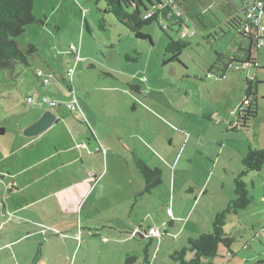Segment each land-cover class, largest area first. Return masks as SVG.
I'll return each mask as SVG.
<instances>
[{"label":"rangeland","instance_id":"obj_1","mask_svg":"<svg viewBox=\"0 0 264 264\" xmlns=\"http://www.w3.org/2000/svg\"><path fill=\"white\" fill-rule=\"evenodd\" d=\"M244 1L253 0H231L242 17ZM105 9L104 0H36L34 13L44 23L27 26L16 39L29 65L17 63L0 72V131H6L0 134V203L6 201L15 209L13 199L9 200L11 181L1 178L3 172L15 174L24 162L31 166L35 159L54 154L52 143L59 147V154L47 161L56 170L49 175L40 171L43 180L37 178L34 188L26 192L28 197L31 190L41 197L54 193L41 208L35 207L37 213L42 209L54 216L35 235L29 230L34 222L27 224L26 218L16 215L10 226L0 230V264H123L127 258H132L128 264H146V257L151 264H179L172 256L189 247L191 236L204 234L194 232L198 217L208 216L224 199H235L234 179L243 169L240 157L254 138L251 131L229 129L238 119L250 82L261 83L257 97L264 123V43L252 51L259 67L245 66L217 79L210 73L217 55L242 57L241 49L250 46L225 24L229 10L221 4L206 14L197 35L187 37L191 46L179 62H170L172 56L166 53L169 37H176L175 33H164L154 23L142 30L152 43L137 39ZM203 23L207 30L213 29V36L204 35ZM30 46L36 48L32 54L27 52ZM72 47L78 48L79 60ZM71 69H75L74 84L67 78ZM38 71L50 77V85L43 84ZM69 89L81 110L67 109L74 99ZM28 98L36 103L28 104ZM47 98L63 108L67 119L78 115L87 130L95 128L101 137L100 153L95 152L93 141L94 146L87 145L90 154L81 150L95 160L89 173L98 176L97 181L91 179L87 194L80 196L85 188L67 181L79 176L77 168L62 167L77 154L66 147L74 123L61 122L43 133L47 139L42 149L19 151L15 146L19 129L38 121L46 111L57 113L43 105ZM136 156L162 171V183L150 194L136 171ZM28 176L31 180L33 173ZM174 183L176 196L171 194ZM245 183L252 202L246 210L228 216L225 232L237 239L234 253L256 256L249 264H257L264 261V169L250 173ZM197 197L203 200L195 208ZM174 200L175 205H183L185 218L172 224L167 214ZM26 214L35 216L33 210ZM253 221L260 226L254 228ZM18 222L27 225L19 228ZM72 223L77 225L74 229ZM89 224L104 228L94 235ZM136 225L158 229L159 237H132ZM125 237L132 241H122ZM248 241L252 249L246 246ZM222 248L215 259H204L203 264H223L228 258ZM130 251L134 254L125 256ZM192 257L188 253L187 260Z\"/></svg>","mask_w":264,"mask_h":264},{"label":"trees","instance_id":"obj_2","mask_svg":"<svg viewBox=\"0 0 264 264\" xmlns=\"http://www.w3.org/2000/svg\"><path fill=\"white\" fill-rule=\"evenodd\" d=\"M36 0H0V72L11 70L17 63L29 65L24 52L17 44L16 39L25 33L26 27L36 23H44L38 19L34 13V2ZM106 4L105 13L113 15L116 20L127 27L137 39L148 40L152 43L151 37L143 35L144 27L158 24L161 31L167 33L171 31L176 37H169L166 46V53L171 57L170 62H179V57L188 49L191 44L187 42L185 33L197 35L199 24L206 18V14L211 12L212 8L218 5L228 11L225 22L229 27L237 30L243 39L250 42L248 49H241L245 53L242 57L237 54L234 56H225L218 54L217 62L211 70L217 79H222L229 71H236L239 68L248 66L257 68V62L252 57V51L259 49L264 38L260 37L259 28L256 27L247 18L246 8L250 5L249 1L242 4L241 13L232 5L231 0H104ZM263 1L264 0H260ZM231 3V6L225 3ZM236 10V11H231ZM150 15V16H148ZM148 16V17H147ZM105 22H102L101 28L105 29ZM190 26L194 28L191 31ZM206 28L204 35L213 36V29H208L203 23V29ZM201 29V28H200ZM202 29V30H203ZM36 51L34 46L27 50L29 53ZM256 81V80H255ZM74 82V81H73ZM259 82L255 84L250 82L247 85L245 100L239 107L238 119L230 127L233 132H247L252 129L254 121L260 116L258 103ZM140 91L139 87H135ZM28 103V102H27ZM29 104V103H28ZM31 105V104H30ZM34 105V104H33ZM136 171L145 179V192L152 193L162 183V171L159 168H150L141 158L134 157ZM242 171L234 179L235 199L231 201L227 208L215 215L212 220V231L199 236L189 238L188 248L176 252L173 257L174 261L179 264H203L204 259L212 261L218 256L221 247L232 251L234 244L237 242L236 237L228 235L225 232L226 222L229 215L238 214L246 210L251 204V198L247 190L245 178L250 173H260L264 169V149H259L252 143H249V150L242 160ZM188 253L193 257L187 260ZM128 259L127 263H130ZM146 264H150L148 258ZM260 261L257 264H263Z\"/></svg>","mask_w":264,"mask_h":264},{"label":"crops","instance_id":"obj_3","mask_svg":"<svg viewBox=\"0 0 264 264\" xmlns=\"http://www.w3.org/2000/svg\"><path fill=\"white\" fill-rule=\"evenodd\" d=\"M73 80H74V78H73ZM73 84H74V82H73ZM139 89H141V88L139 87ZM258 93H259V91H258ZM56 109H57V113H55V114H56V116L57 115L58 116H57V119H56V122L54 123V125L60 124L61 122H67V124L68 123H74L72 130L68 126V129L71 131L68 134V135H70V137H69V141H68L69 143H67L66 147H67V151H75L77 154L74 155V157L72 158V161H70L66 165L63 164L62 167L63 166H65V167L74 166L77 168L76 170H77L79 176L78 177H71V179L67 180V181L72 182L73 186L85 188L83 191H81L79 193L81 196L84 193L87 194V191H89V189H90L89 184H90L91 179H95V181L98 180V176L91 175V173H89L91 171L89 164H90V162L95 163V160L93 158L92 159L86 158V156H84V154H82L81 150L86 149L88 154H90L91 151L89 150L87 145H89V146L93 145L92 143H90L91 141H93V143L95 145V147H94L95 152L98 153L99 151H97V150H99V148H100L99 142H100L101 137L99 136V133L95 130V128L94 129L91 128V129L87 130L85 128V126H83V124H81L82 118L80 120L78 115L73 116V120H69L65 116H63V114H62L63 108H56ZM259 109L261 110L260 105H259ZM82 114H84V113H82ZM259 117L256 121H254V123L252 125L251 132L253 133L252 136L254 138L252 144L254 146L258 147L259 149H264V139H263L264 123H263V120L261 121ZM35 122H37V121H34V122L22 127L21 129L18 130L19 132H16L17 133L16 137L18 140H17V143L15 146L19 151H23V150L29 149V148H33V149L35 148V151H36V150H38V148L42 149L44 147L43 144H44V140L47 139V138H45L46 136H41L42 135L41 134L40 135L41 138H40V136L27 138L23 134L24 130L27 127H29L30 125L34 124ZM54 125H52V127ZM260 138L262 139L261 143L259 141ZM52 145L55 148L54 150H56V152H54V154H51L48 157H46L45 160L35 159L34 163L31 166H28L24 162V164L20 165V168H18L16 170L15 174L11 170L3 172L4 176L1 178L6 180V178L8 177V179L11 181L8 183V184H10V187H12V188H10L11 189L10 191L12 192V194H11L9 200L13 199L15 209L13 210L12 205L11 204L8 205V203L6 201H3L0 203V230L3 229V227H5L8 224H9L8 226H10L11 222L13 221L12 219L17 218L16 215H18L19 218H22V217L26 218L27 224L29 221L34 222V223H31V226H33L34 228L29 229V230H30V232H35V235H39V233H40L39 229L44 228V225H42V224L49 223V221L51 220V217L54 216L52 213H44V211H42V209L39 212L40 214L35 211V209H36L35 207L41 208L40 204L43 202L46 203L49 200V198L51 196H53L54 193H51V191H50L48 193V195L41 197V196H39L40 195L39 192L31 190V193H30L31 196L28 197V195L26 194L28 187L30 189L34 188V185H36L37 178H42L43 174L41 175L40 171H45L44 174L49 175L54 170H56L54 168H51V166H54V165H50L51 163L50 164L47 163V161L49 162L51 159L52 160L54 159L55 153L59 154L58 144H56V142H55V143H52ZM246 154L247 153L244 151V153H242V155L240 157V160H243L244 157L246 156ZM86 161L89 162L88 165L86 164ZM78 163H81V165L79 167L77 166ZM28 172L33 173V178L35 176L34 180H33V178L31 180L28 179L30 177V176H28ZM42 180H43V178H42ZM176 193L177 192H176L175 183H174L173 187H172L171 194L173 196H176ZM202 200H203L202 197H197L195 200V205L193 207L197 208L199 203ZM233 200H234V198L233 199H226V201L224 199L222 204L220 203V207L215 208L213 211L207 212L208 216H203L200 219L198 217L199 221L197 220V223L194 226V232L196 231V234L209 232L212 228L211 222L213 220V217L216 214L220 213L222 210L224 211V209H222V208H224L223 206H228V204ZM75 205L77 207L78 204L75 203ZM173 205H174V208L172 209V215H169V213H168L167 216L170 218L171 223L175 224L177 221L184 219L185 216H184V214H182L183 205H181V204L175 205V200H174ZM95 208H97V206H95ZM30 210L31 211L33 210L35 212V216L32 217L31 215L26 214ZM257 217L258 216H256V218ZM114 220H119V219H114ZM187 223H188V218H187L186 224ZM27 224L22 225L21 222L17 223L19 228L20 227L25 228ZM259 224L260 223L258 221V223L254 225V221H253L252 226L254 228H256L257 226H260ZM72 225H73L72 226L73 229H74V227L77 226L74 223H72ZM88 228H89L88 230L90 232H93V234L95 235L96 232L98 231V229H103L104 227L103 226L99 227V226H97V224H94V225L89 224ZM126 228L129 229L128 226H126ZM150 229H151V227L144 229L143 226L137 227V225H136V227L134 228V230L131 233V236L136 237L137 235H141L143 238L150 239V237L148 236V231ZM137 231L139 233L135 235L134 233ZM20 232H21V230H20ZM22 232H24V230ZM19 234H22V233H19ZM23 234H25V233H23ZM26 234L28 236L32 235V233H26ZM158 237H159V235L156 237H151V238H158ZM257 237H258V235H257ZM122 241H125L127 243V242H130L132 240L129 237H125V239H123ZM246 246L248 248L252 249V246L250 245L249 241L247 242ZM134 249L135 250L138 249L137 245L134 247ZM222 250L224 252L223 256L228 258L227 260H225L223 262V264H249L251 260H255V258H256V256L250 257L249 255H244L243 257H239L237 254L234 253L235 251H233V250L229 251L225 248H222ZM131 254H134V253L132 251H130V253H127L125 256H129ZM236 258H237V261L235 260ZM36 260H39V258H37ZM127 261H128V258L125 262H123V264H128ZM35 263L36 262H34V264Z\"/></svg>","mask_w":264,"mask_h":264},{"label":"built area","instance_id":"obj_4","mask_svg":"<svg viewBox=\"0 0 264 264\" xmlns=\"http://www.w3.org/2000/svg\"><path fill=\"white\" fill-rule=\"evenodd\" d=\"M246 9V15H247V18L252 22V24H254L256 27L259 28V33H260V37L264 38V28L261 27V21L264 19V2L263 1H260V0H253L252 3H250V5H248L247 7H245ZM150 16V15H148ZM147 16V17H148ZM187 36H193V33L190 32V33H185L183 34V37H187ZM264 41H262L261 44H263ZM71 51L74 55H76V57L78 58L79 60V51H78V48L76 47H72L71 48ZM258 66V64H257ZM74 73H75V69H71L68 73H67V78L70 79V81L72 82L73 84V78H74ZM37 77L43 81V84L45 86H48L50 85V77H47L44 75V73L42 71H38L37 72ZM70 95H74V99L72 102L68 103L67 104V109L69 111H77V110H81L80 108V105H79V102H78V99L75 95V92L73 90H68V92ZM27 102L31 105L35 104L36 102L32 99V98H28L27 99ZM43 105H47V107L49 109H56L59 104L54 101V100H50V99H45L43 102ZM168 213L169 215H172V210L169 209L168 210ZM139 232H135L134 234H138ZM158 230L157 229H150L148 231V236L149 237H156L158 236Z\"/></svg>","mask_w":264,"mask_h":264},{"label":"water","instance_id":"obj_5","mask_svg":"<svg viewBox=\"0 0 264 264\" xmlns=\"http://www.w3.org/2000/svg\"><path fill=\"white\" fill-rule=\"evenodd\" d=\"M57 116L54 112L46 111L43 116L34 124L30 125L24 130V135L27 138L40 136L49 130L52 125L56 122ZM5 130L0 131V134L4 133Z\"/></svg>","mask_w":264,"mask_h":264}]
</instances>
